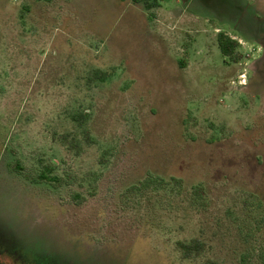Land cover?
Listing matches in <instances>:
<instances>
[{"label":"rangeland","instance_id":"rangeland-1","mask_svg":"<svg viewBox=\"0 0 264 264\" xmlns=\"http://www.w3.org/2000/svg\"><path fill=\"white\" fill-rule=\"evenodd\" d=\"M181 1L0 0V264L251 253L241 225L251 194L264 201V0ZM42 165L58 183L37 179ZM192 239L206 249L184 260L176 243Z\"/></svg>","mask_w":264,"mask_h":264},{"label":"trees","instance_id":"trees-1","mask_svg":"<svg viewBox=\"0 0 264 264\" xmlns=\"http://www.w3.org/2000/svg\"><path fill=\"white\" fill-rule=\"evenodd\" d=\"M160 0H132L136 5L143 8L144 11L149 12L154 8L158 7ZM217 47L224 58L226 63H239L242 60V56L239 53L238 41L234 40L230 35L225 32H219L216 37ZM264 62V61H263ZM264 66V63H263ZM107 74L101 71H95L93 78L101 82L107 79ZM74 122L83 125L85 122V117L82 115H74L72 117ZM63 142L68 144L69 149L78 148V143L76 140H69L68 135L61 137ZM85 139H89L88 133H85ZM52 174V168L48 166H43L37 176V179L46 184L58 183V179ZM158 183L156 179H149L141 183L143 187H149L153 183ZM252 201L251 207H246V219L242 221V231H245L244 240L246 243H250L252 249L250 254H243L241 256V261L243 264H247L248 260L254 256L258 264H264V201L259 200L255 195L251 194ZM256 215L253 216L252 214ZM241 228V227H240ZM177 251L181 254V258L184 260L191 259L196 255L203 253L206 249L205 243L198 239H192L189 242H178L176 243Z\"/></svg>","mask_w":264,"mask_h":264},{"label":"flooded vegetation","instance_id":"flooded-vegetation-1","mask_svg":"<svg viewBox=\"0 0 264 264\" xmlns=\"http://www.w3.org/2000/svg\"><path fill=\"white\" fill-rule=\"evenodd\" d=\"M189 1H190V0H183V2L181 1V5H182V7H183L184 9H185L186 6L188 5ZM243 6H244V8L238 7V9L242 11V13H244V12L247 10V7H249V4H248V6H247V5H246V6L243 5ZM254 11H255V10H254ZM261 49H262V52H261V53H262V55L264 56V43H263ZM260 60L263 62V61H264V57H263V59L261 58ZM262 62H261V63H262ZM261 63H260V64H261ZM2 256H3L4 259H10V260H12V264H16L17 261L20 260L19 256H11V255H9V254H2Z\"/></svg>","mask_w":264,"mask_h":264}]
</instances>
